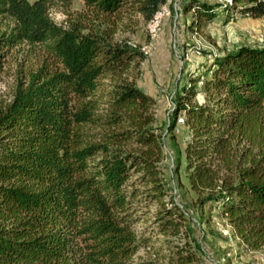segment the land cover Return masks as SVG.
Wrapping results in <instances>:
<instances>
[{
	"label": "trees",
	"instance_id": "1",
	"mask_svg": "<svg viewBox=\"0 0 264 264\" xmlns=\"http://www.w3.org/2000/svg\"><path fill=\"white\" fill-rule=\"evenodd\" d=\"M73 1L0 0V22H11L0 30V72L22 42L49 60L20 75L9 97L0 94V264L197 261L200 241L165 175L167 133L172 171L182 164L192 205L217 207L245 248H264V45L216 54L178 83L159 131L154 99L135 79L145 51L122 34L148 27L166 0ZM53 5L62 21L50 16ZM221 6L264 16V0ZM214 8L184 4L197 23ZM179 115L182 149L173 133ZM145 218L151 230L139 227ZM140 249L154 256L141 258Z\"/></svg>",
	"mask_w": 264,
	"mask_h": 264
},
{
	"label": "rangeland",
	"instance_id": "2",
	"mask_svg": "<svg viewBox=\"0 0 264 264\" xmlns=\"http://www.w3.org/2000/svg\"><path fill=\"white\" fill-rule=\"evenodd\" d=\"M199 1L216 5V15L212 19L200 18V22H193L196 11L184 9L186 0H166L164 8L148 27L147 22H140L134 33L122 34L142 45L145 51L135 79L138 86L154 99L155 124L159 131L165 130L173 108V90L178 83L202 71L216 54L232 50L240 44L264 45V16L254 17L240 12L229 15L221 4L230 0ZM241 4L242 1H239L238 5ZM80 6L78 0L73 1V8ZM49 14L58 22L65 18L57 5L49 8ZM9 25L10 20L3 18L0 30ZM46 58L43 48L36 45L22 42L10 48L0 72L1 96L9 97L17 78L20 75L24 77L43 62L47 63L49 60L46 61ZM180 116L182 115H179L173 133L182 149L186 131ZM164 141L168 151L165 175L175 198L186 208L192 234L200 241V258L193 264H264V248H245L231 235L229 226L219 215L217 207L210 209L206 203L199 209L192 205L194 193L188 187L182 164L178 173L172 171L174 162L169 133L164 135ZM153 208L154 206L151 207ZM144 225L147 231L151 230V218L139 222L140 228ZM160 242L158 240L156 244ZM162 247L165 245L162 244ZM137 254L141 258L154 256L150 249H140Z\"/></svg>",
	"mask_w": 264,
	"mask_h": 264
},
{
	"label": "built area",
	"instance_id": "3",
	"mask_svg": "<svg viewBox=\"0 0 264 264\" xmlns=\"http://www.w3.org/2000/svg\"><path fill=\"white\" fill-rule=\"evenodd\" d=\"M157 33V31H155V34Z\"/></svg>",
	"mask_w": 264,
	"mask_h": 264
}]
</instances>
